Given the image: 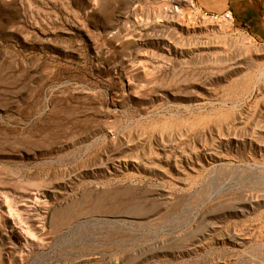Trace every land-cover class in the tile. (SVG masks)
I'll return each instance as SVG.
<instances>
[{
    "label": "rangeland",
    "instance_id": "374dc122",
    "mask_svg": "<svg viewBox=\"0 0 264 264\" xmlns=\"http://www.w3.org/2000/svg\"><path fill=\"white\" fill-rule=\"evenodd\" d=\"M0 264H264V37L0 0Z\"/></svg>",
    "mask_w": 264,
    "mask_h": 264
},
{
    "label": "crops",
    "instance_id": "0c3cea01",
    "mask_svg": "<svg viewBox=\"0 0 264 264\" xmlns=\"http://www.w3.org/2000/svg\"><path fill=\"white\" fill-rule=\"evenodd\" d=\"M199 7L210 14L231 11L237 21L251 28L255 36L264 37V16L257 0H196Z\"/></svg>",
    "mask_w": 264,
    "mask_h": 264
},
{
    "label": "built area",
    "instance_id": "2783aa9c",
    "mask_svg": "<svg viewBox=\"0 0 264 264\" xmlns=\"http://www.w3.org/2000/svg\"><path fill=\"white\" fill-rule=\"evenodd\" d=\"M203 13L205 16L211 18L214 21H217V22L225 21V22L230 23L231 27H235L236 18H235V15L231 11L225 12L224 14H221V15L210 14V13H207L206 11H203Z\"/></svg>",
    "mask_w": 264,
    "mask_h": 264
},
{
    "label": "trees",
    "instance_id": "16d2710c",
    "mask_svg": "<svg viewBox=\"0 0 264 264\" xmlns=\"http://www.w3.org/2000/svg\"><path fill=\"white\" fill-rule=\"evenodd\" d=\"M236 25H237V26L239 25L241 28L247 30L249 33H251L253 36H255L253 30H252L251 28L247 27L246 25H244L243 23H240L239 21L236 20ZM255 37H256V38H261V37H259V36H258V37L255 36Z\"/></svg>",
    "mask_w": 264,
    "mask_h": 264
},
{
    "label": "bare ground",
    "instance_id": "6f19581e",
    "mask_svg": "<svg viewBox=\"0 0 264 264\" xmlns=\"http://www.w3.org/2000/svg\"><path fill=\"white\" fill-rule=\"evenodd\" d=\"M222 22H224V23H227V24H229V25H230V23H228V22H225V21H222Z\"/></svg>",
    "mask_w": 264,
    "mask_h": 264
}]
</instances>
